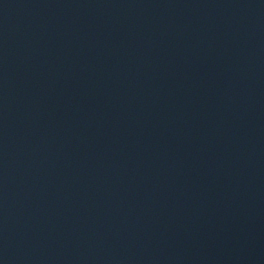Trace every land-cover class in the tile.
I'll list each match as a JSON object with an SVG mask.
<instances>
[{"label": "water", "instance_id": "water-1", "mask_svg": "<svg viewBox=\"0 0 264 264\" xmlns=\"http://www.w3.org/2000/svg\"><path fill=\"white\" fill-rule=\"evenodd\" d=\"M0 264H264V0H0Z\"/></svg>", "mask_w": 264, "mask_h": 264}]
</instances>
